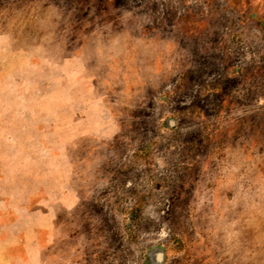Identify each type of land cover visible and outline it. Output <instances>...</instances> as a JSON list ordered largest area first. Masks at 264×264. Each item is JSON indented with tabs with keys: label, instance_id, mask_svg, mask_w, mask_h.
Returning <instances> with one entry per match:
<instances>
[{
	"label": "rangeland",
	"instance_id": "rangeland-1",
	"mask_svg": "<svg viewBox=\"0 0 264 264\" xmlns=\"http://www.w3.org/2000/svg\"><path fill=\"white\" fill-rule=\"evenodd\" d=\"M0 264H264V0H0Z\"/></svg>",
	"mask_w": 264,
	"mask_h": 264
}]
</instances>
